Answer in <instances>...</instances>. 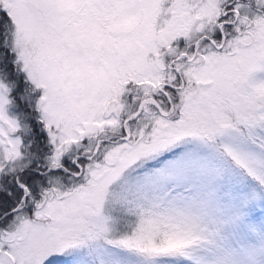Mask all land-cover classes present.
I'll return each mask as SVG.
<instances>
[{
  "label": "snow or ice",
  "instance_id": "snow-or-ice-1",
  "mask_svg": "<svg viewBox=\"0 0 264 264\" xmlns=\"http://www.w3.org/2000/svg\"><path fill=\"white\" fill-rule=\"evenodd\" d=\"M0 264H264V0H0Z\"/></svg>",
  "mask_w": 264,
  "mask_h": 264
}]
</instances>
